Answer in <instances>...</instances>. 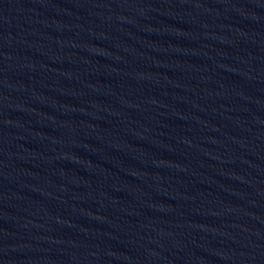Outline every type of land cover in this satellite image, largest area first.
Returning <instances> with one entry per match:
<instances>
[{
    "label": "water",
    "instance_id": "obj_1",
    "mask_svg": "<svg viewBox=\"0 0 264 264\" xmlns=\"http://www.w3.org/2000/svg\"><path fill=\"white\" fill-rule=\"evenodd\" d=\"M0 264H264V25L0 0Z\"/></svg>",
    "mask_w": 264,
    "mask_h": 264
}]
</instances>
